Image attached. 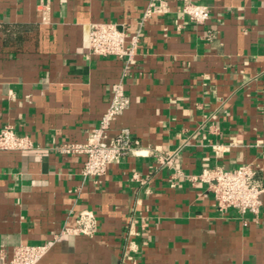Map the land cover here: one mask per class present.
I'll return each mask as SVG.
<instances>
[{
    "label": "crops",
    "instance_id": "1",
    "mask_svg": "<svg viewBox=\"0 0 264 264\" xmlns=\"http://www.w3.org/2000/svg\"><path fill=\"white\" fill-rule=\"evenodd\" d=\"M151 1L0 0V131L12 124L35 144L0 149V261L56 238L39 264H264V194L258 214L241 215L190 180L245 163L264 179V0H165L142 27L123 78L130 104L110 130L130 129L139 151L85 178V156L55 148L87 141L123 77V60L89 53L91 25L124 24L130 40ZM188 2L211 18L191 21ZM157 149L178 156L164 165ZM83 210L97 232L63 233Z\"/></svg>",
    "mask_w": 264,
    "mask_h": 264
},
{
    "label": "built area",
    "instance_id": "2",
    "mask_svg": "<svg viewBox=\"0 0 264 264\" xmlns=\"http://www.w3.org/2000/svg\"><path fill=\"white\" fill-rule=\"evenodd\" d=\"M44 17L49 19V5L43 4ZM166 12L165 0H152L145 9L137 31L128 40L129 32L124 24L117 22L93 23L89 32V53L97 56H115L124 61L123 77L113 87L112 97L107 110L98 126L89 133L85 143H62L55 148L62 154H81L85 156L83 175L85 178L100 177L108 167L118 162L124 155L139 151L140 140L132 136L130 129L122 128L114 136L110 135L112 123L116 116L123 113L130 104V99L123 90V78L130 70L139 44L142 27L154 13ZM182 14L191 21L203 24L211 18L212 10L208 5L185 3ZM35 148L32 137L19 134L12 124L5 125L0 131V149L29 151ZM164 165H172L177 153H163L157 149L153 152ZM135 177H138L135 175ZM193 182L206 183L212 191L218 207L227 211L236 209L241 215L258 214L263 206L264 179L258 178L252 164H242L235 169L222 167H205L201 173L190 176ZM174 185V184H172ZM98 230V219L92 210H83L76 215V226L65 228L63 233L93 235ZM56 238L42 244H19L15 246L9 261L0 264H39L43 257L55 245Z\"/></svg>",
    "mask_w": 264,
    "mask_h": 264
}]
</instances>
